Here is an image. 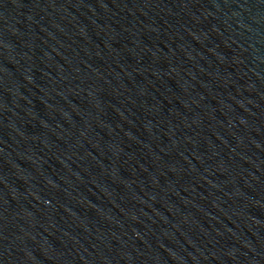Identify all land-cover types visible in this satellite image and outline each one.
<instances>
[{"label":"water","instance_id":"water-1","mask_svg":"<svg viewBox=\"0 0 264 264\" xmlns=\"http://www.w3.org/2000/svg\"><path fill=\"white\" fill-rule=\"evenodd\" d=\"M0 264H264V0H0Z\"/></svg>","mask_w":264,"mask_h":264}]
</instances>
